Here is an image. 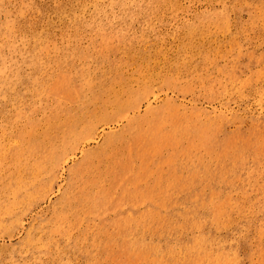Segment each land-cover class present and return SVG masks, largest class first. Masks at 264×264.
Returning a JSON list of instances; mask_svg holds the SVG:
<instances>
[{"label": "rangeland", "instance_id": "rangeland-1", "mask_svg": "<svg viewBox=\"0 0 264 264\" xmlns=\"http://www.w3.org/2000/svg\"><path fill=\"white\" fill-rule=\"evenodd\" d=\"M0 264H264V0H0Z\"/></svg>", "mask_w": 264, "mask_h": 264}, {"label": "bare ground", "instance_id": "bare-ground-1", "mask_svg": "<svg viewBox=\"0 0 264 264\" xmlns=\"http://www.w3.org/2000/svg\"><path fill=\"white\" fill-rule=\"evenodd\" d=\"M157 95L156 94H154V96H153V98L154 99H156L157 97H156ZM151 101V100H150ZM148 102V101H147ZM151 103H152V101L151 102H149V105H151ZM146 105V104H145ZM138 108H140L139 106H138ZM140 110V109H139ZM131 112V111H130ZM137 112V111H136ZM126 114V113H125ZM80 151V150H79ZM76 152V151H75ZM74 153V152H73ZM73 155V154H72ZM66 157V156H65ZM75 157V156H74ZM62 159H63V157H62ZM70 159V158H69ZM73 159V158H72ZM64 160V159H63ZM67 161V160H66ZM65 161V162H66Z\"/></svg>", "mask_w": 264, "mask_h": 264}]
</instances>
